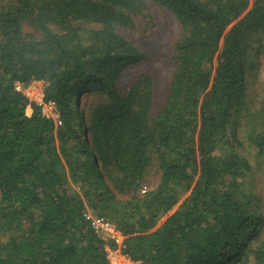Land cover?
Wrapping results in <instances>:
<instances>
[{"label":"trees","instance_id":"obj_1","mask_svg":"<svg viewBox=\"0 0 264 264\" xmlns=\"http://www.w3.org/2000/svg\"><path fill=\"white\" fill-rule=\"evenodd\" d=\"M148 2L182 29L156 115L152 76L118 85L151 59L121 34ZM263 40L264 0H0V264H107L86 205L142 264H264L262 215L241 196L250 150L264 163ZM33 80L62 127L27 116L15 86Z\"/></svg>","mask_w":264,"mask_h":264},{"label":"rangeland","instance_id":"obj_2","mask_svg":"<svg viewBox=\"0 0 264 264\" xmlns=\"http://www.w3.org/2000/svg\"><path fill=\"white\" fill-rule=\"evenodd\" d=\"M142 12L143 14L137 17L133 28L125 29L121 34L137 48L148 53L151 59L125 70L120 75L118 85L122 90H126L140 78L147 75L152 76L154 79L152 115H156L165 103L175 72L173 55L182 29L180 23L167 9L158 7L151 2H148ZM20 26L23 33L36 39L39 37V32L26 20L20 21ZM257 65L258 72L252 82V88L255 98L261 100L264 98V46L258 51ZM82 110L84 113L82 116L86 115L84 106H81ZM28 114L30 115L31 112L29 111ZM85 136L88 137L87 131ZM244 155L248 156L246 153ZM250 155L249 163L252 170L242 184L241 196L251 200L257 212L261 213L259 237L260 241H264V163L251 150ZM160 175L159 169L153 166L139 188V192L144 195L148 191L155 190L159 185ZM117 198L124 201L129 199V196L118 195ZM86 211L96 214L88 205H86Z\"/></svg>","mask_w":264,"mask_h":264},{"label":"built area","instance_id":"obj_3","mask_svg":"<svg viewBox=\"0 0 264 264\" xmlns=\"http://www.w3.org/2000/svg\"><path fill=\"white\" fill-rule=\"evenodd\" d=\"M47 87V82L33 80L28 84H16L15 91L28 101L27 109L33 112L34 107L39 108L42 116L59 128L63 126V119L57 104L47 100ZM83 218L93 232L107 242L105 246L107 264H142L139 261H134L124 252L125 237L115 223L89 211L84 213Z\"/></svg>","mask_w":264,"mask_h":264},{"label":"crops","instance_id":"obj_4","mask_svg":"<svg viewBox=\"0 0 264 264\" xmlns=\"http://www.w3.org/2000/svg\"><path fill=\"white\" fill-rule=\"evenodd\" d=\"M29 111L31 112L30 115L28 114ZM26 114L30 117V116L33 114V112H32L30 109H27V110H26Z\"/></svg>","mask_w":264,"mask_h":264}]
</instances>
